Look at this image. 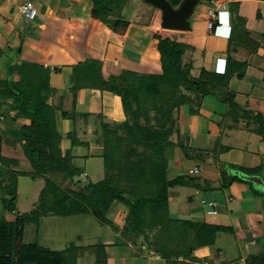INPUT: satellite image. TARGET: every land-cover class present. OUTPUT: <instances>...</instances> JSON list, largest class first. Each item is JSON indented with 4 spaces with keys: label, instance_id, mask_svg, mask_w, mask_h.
Returning a JSON list of instances; mask_svg holds the SVG:
<instances>
[{
    "label": "crops",
    "instance_id": "crops-1",
    "mask_svg": "<svg viewBox=\"0 0 264 264\" xmlns=\"http://www.w3.org/2000/svg\"><path fill=\"white\" fill-rule=\"evenodd\" d=\"M205 1L203 15L195 17L190 30L172 34L160 27V11L146 3L144 7L143 0H128L122 18L129 27L124 35H118L91 17L95 0H0V82H16L18 75H10L9 68L23 62L48 67L49 85L56 91L48 102L66 110L72 99L68 92L71 67L87 59L100 61L108 76L130 72L134 81L141 79L143 83L155 77L165 85H173L179 72L195 79L201 69L222 74L228 58L244 65L242 78L238 77L240 70L234 68L227 87L213 89L203 98L197 113L192 114L188 105L174 112L175 140L195 159L185 158L176 143L167 152V179L185 178L184 183L169 189L170 217L223 230L212 247L198 249L193 256L202 264H244L246 258L264 252V192L237 180L225 186L221 173L226 180L264 174V0ZM25 2H31L37 10L32 21L20 13ZM210 10L216 13L211 30ZM120 107L119 97L86 89L78 96L76 112H91L90 123L99 111L123 121ZM14 115L13 111L5 118L0 113V126L8 132L1 154L8 146V156L4 157L20 160L18 130L29 121L13 120ZM247 115L251 121L260 120V126L251 122L246 125ZM60 126L66 135L72 122L63 120ZM0 133L6 135L3 130ZM63 147L69 148L70 142L64 140ZM72 155L77 167L82 164L80 176L85 175L87 182L95 183L104 176L103 160L96 147H74ZM221 165L229 167L222 169ZM126 213L127 208L117 204L108 212L118 231L108 226L112 232L99 240L107 264H166L153 251L142 246L140 250L121 237ZM114 219H121L122 224H114Z\"/></svg>",
    "mask_w": 264,
    "mask_h": 264
},
{
    "label": "trees",
    "instance_id": "trees-1",
    "mask_svg": "<svg viewBox=\"0 0 264 264\" xmlns=\"http://www.w3.org/2000/svg\"><path fill=\"white\" fill-rule=\"evenodd\" d=\"M180 1L168 0L172 6ZM126 2L95 0L91 17L113 33L124 35L129 27L122 18ZM234 68L240 70L238 77L242 78L244 65L232 63L228 58L222 74L201 69L200 76L195 79L179 72L173 85H165L155 77L134 83L138 79L132 80L130 72L105 78L101 62L87 59L71 67L72 83L68 92L72 99L71 106L65 110L63 106L55 107L48 102L56 92L49 85L50 68L27 62L11 66L9 74L16 73L19 79L14 83L8 79L0 82V113L8 118L14 111L13 120L23 118L29 121L18 130L17 137L31 168V178H43L44 185L39 191L37 207L29 213L18 214L15 220L11 219L16 212L17 161L2 156L5 135L0 133V189L3 190L0 204L7 215L0 219V264H74L70 257L67 258L70 255L75 261L76 256L71 251L76 249L74 245L62 254H52L44 252L37 243L24 244L26 225L33 223L37 226L39 217L47 213L66 217L90 213L117 232L118 227L107 217L113 204L127 208L120 229L121 237L127 242L137 246L138 239L143 238L142 247L153 251L166 264H202L192 253L212 247L223 230L170 217L169 189L184 183L185 178L167 179V152L177 142L175 146L183 151L185 158L195 159L184 145L175 142L174 112L188 105L192 114L197 113L201 101L212 94L213 89L227 87ZM121 85L125 87L120 88ZM86 89L119 97L124 120H113L99 111L90 123L91 112H76L78 96ZM58 120H70L71 132L63 135L58 129ZM64 140L70 142L67 149L63 147ZM90 145L100 150L104 176L95 183L87 182L82 189L63 190L60 182L78 180L82 173L75 165L72 148H89ZM226 167L229 166H220L222 169ZM221 175L225 186L235 180L251 185L237 177L226 180L224 172ZM53 176L58 179L54 181ZM95 264H107L105 248L101 245L97 248ZM244 264H264V252L246 258Z\"/></svg>",
    "mask_w": 264,
    "mask_h": 264
},
{
    "label": "rangeland",
    "instance_id": "rangeland-1",
    "mask_svg": "<svg viewBox=\"0 0 264 264\" xmlns=\"http://www.w3.org/2000/svg\"><path fill=\"white\" fill-rule=\"evenodd\" d=\"M200 1L201 3L195 9V13H194L195 15L192 16L189 20L190 24H194L195 17H197L198 15H203V12L205 11V7L207 6L206 1L205 0H200ZM141 4H144V7L147 6L145 3H141ZM170 33L177 34V32H172V31ZM102 72H103V65H102ZM121 73L122 72H120L117 75L123 76L121 75ZM104 75H105L104 76L105 78L108 77V75L106 74ZM140 81L141 79H138V81H136L135 83H138V82L140 83ZM110 105L114 106L112 103H110ZM117 105L118 104H116V106ZM248 116L249 115H247L245 119L246 125L247 124L250 125L251 123L255 125L257 124L259 125L261 123L260 120L251 121V119L247 118ZM62 121L63 120L61 121L58 120V123H57V126H59L58 129H60V131H62V127L60 126ZM2 130L3 132L5 131L6 133L5 137H8V132L6 131V129L0 126V132H2ZM71 130L69 132H71ZM242 136L246 137L247 135L243 133ZM87 139L91 140L89 138ZM21 150H22L21 147H19V150L17 149L18 158H20V160H16L17 161L16 163L17 164L16 166L17 167L16 169V174H17L16 212L14 213L15 216L11 218L14 220L16 219L18 214L22 215L25 213H29L33 211L35 207H37L39 203V199H38L39 191L40 189L43 188V185H44L43 178L41 177H37L35 179L31 178L30 176V174L32 173V171L30 170L31 168L28 166L26 158L24 157L25 160L21 158L22 156H24L23 151ZM2 153H3L2 156H8V146L3 148ZM99 161L101 163V160ZM24 162L26 163V165L22 164ZM197 162L200 163L201 160H197ZM78 167L81 171L83 170L82 164L78 163ZM102 172L103 170L99 172V178L102 176ZM95 176L98 177V175H95ZM53 177H54L53 179L54 181H56L55 179H58L57 176H53ZM85 177H86L85 175H82L80 176L78 180H75V181H62L59 183V185L61 186L63 190H66L69 192L74 191L78 188L82 189L87 183V179ZM92 177L95 178L94 176ZM90 179L92 181L91 177ZM2 195H3V190L0 189V197H2ZM3 215L4 213H3V210L0 204V217H2ZM114 220H116L115 222L113 221L114 224H117V223L120 225L122 224L121 219L119 220L114 219ZM38 222L39 224L37 226L33 223H29L26 225L25 230H24L23 243L26 245L37 243L38 246L42 248L44 252L52 253V254L54 253L62 254L64 251H66V249L70 245H74L76 249H71V251H72L73 256L74 255L76 256L75 261L73 257H71L70 255H67V258L70 257L72 259L71 261L74 262V264H95L97 248H98V245L100 244L99 240L101 239L102 236H106L112 232L111 229L108 227L109 225H105L101 223L97 218H95L90 213L84 214V215L82 214L72 215V216H67V217L47 213L46 215H41L39 217ZM142 245H143V238H139L137 241V246H138L137 248L139 249L140 246Z\"/></svg>",
    "mask_w": 264,
    "mask_h": 264
},
{
    "label": "water",
    "instance_id": "water-1",
    "mask_svg": "<svg viewBox=\"0 0 264 264\" xmlns=\"http://www.w3.org/2000/svg\"><path fill=\"white\" fill-rule=\"evenodd\" d=\"M144 3L153 6L161 13L160 27L168 31L187 32L190 30V18L194 15L195 9L200 0H181L176 6H172L168 0H143ZM121 85L120 88H124ZM243 180L264 192V174L259 176H243Z\"/></svg>",
    "mask_w": 264,
    "mask_h": 264
},
{
    "label": "built area",
    "instance_id": "built-area-1",
    "mask_svg": "<svg viewBox=\"0 0 264 264\" xmlns=\"http://www.w3.org/2000/svg\"><path fill=\"white\" fill-rule=\"evenodd\" d=\"M20 13L26 20H30V21L34 20L37 16V10L35 9V7L31 2H25L20 7ZM208 16H209L208 29L211 30L216 20V13L210 10L208 12Z\"/></svg>",
    "mask_w": 264,
    "mask_h": 264
}]
</instances>
